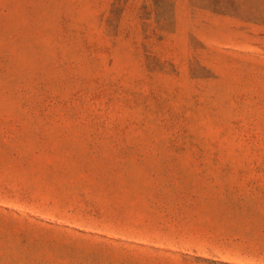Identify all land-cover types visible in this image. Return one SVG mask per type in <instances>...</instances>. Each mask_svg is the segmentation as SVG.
<instances>
[{
    "label": "rangeland",
    "instance_id": "1",
    "mask_svg": "<svg viewBox=\"0 0 264 264\" xmlns=\"http://www.w3.org/2000/svg\"><path fill=\"white\" fill-rule=\"evenodd\" d=\"M251 190L264 0H0V264H264Z\"/></svg>",
    "mask_w": 264,
    "mask_h": 264
},
{
    "label": "crops",
    "instance_id": "2",
    "mask_svg": "<svg viewBox=\"0 0 264 264\" xmlns=\"http://www.w3.org/2000/svg\"><path fill=\"white\" fill-rule=\"evenodd\" d=\"M246 195L261 196L264 199V191H247ZM264 215V202L258 205H251L246 208ZM247 215L246 221L236 224L229 231L214 239L215 243L231 244L233 246L229 258L235 260H258L264 259V216L261 220H254L255 217L251 211ZM250 217V218H249ZM249 220V221H247ZM226 250L224 249V252ZM228 258V256H227Z\"/></svg>",
    "mask_w": 264,
    "mask_h": 264
},
{
    "label": "trees",
    "instance_id": "3",
    "mask_svg": "<svg viewBox=\"0 0 264 264\" xmlns=\"http://www.w3.org/2000/svg\"><path fill=\"white\" fill-rule=\"evenodd\" d=\"M217 262L213 261V264H216ZM221 264H227V263H221Z\"/></svg>",
    "mask_w": 264,
    "mask_h": 264
}]
</instances>
